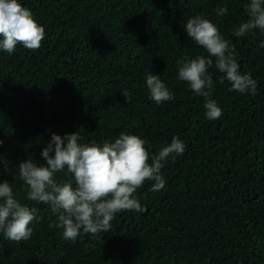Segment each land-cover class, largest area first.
<instances>
[{
	"label": "trees",
	"instance_id": "16d2710c",
	"mask_svg": "<svg viewBox=\"0 0 264 264\" xmlns=\"http://www.w3.org/2000/svg\"><path fill=\"white\" fill-rule=\"evenodd\" d=\"M20 2L46 37L34 52L0 51V183L39 209V223L19 244L0 234V264H264V33L232 34L247 20L249 0ZM225 6L228 14L217 17ZM196 15L217 24L236 46L241 73L257 80L256 95L241 94L210 68L211 98L222 109L211 121L205 99L177 78L178 60L207 56L184 28ZM150 71L174 100L150 99ZM76 132L82 143L134 134L153 154L173 137L186 148L164 163V189L151 191L146 182L137 190L144 212L119 213L109 232L73 243L50 227L57 218L47 205L24 198L18 173L28 159L46 164L41 152L53 133Z\"/></svg>",
	"mask_w": 264,
	"mask_h": 264
},
{
	"label": "clouds",
	"instance_id": "9594fccd",
	"mask_svg": "<svg viewBox=\"0 0 264 264\" xmlns=\"http://www.w3.org/2000/svg\"><path fill=\"white\" fill-rule=\"evenodd\" d=\"M247 20L234 27L238 38L264 33V0H249L245 5ZM228 7L217 9L216 16L228 14ZM185 31L207 56H187L177 61V78L185 82L195 95L205 99L206 118L215 120L222 109L212 99L214 80L209 69L221 73L219 82L228 81L230 91L256 95L257 80L251 73H241L236 46L226 39L216 23L196 15L187 19ZM46 37L44 26L38 23L33 12L20 0H0V51L12 55L18 46L30 51L42 47ZM264 47V42L261 44ZM146 88L150 99L157 105L174 100V93L151 71L146 74ZM122 94L127 102L131 95ZM78 132L63 137L53 133L41 152L46 161L38 165L32 159L19 164V179L25 187V199L47 205L57 220L50 227L63 229L65 240L75 243L85 235L98 239L101 233L112 228V221L122 212H144L136 193L146 182H152L151 191L165 188L161 174L164 163L172 156H181L186 145L179 137L153 154L146 140L134 134L120 133L114 141L82 143ZM2 144V141H0ZM71 176L58 180L57 174ZM75 184V186H73ZM39 209L21 202L13 185L0 183V234L3 239L15 242L31 239L34 223H39ZM94 248L95 245H92Z\"/></svg>",
	"mask_w": 264,
	"mask_h": 264
}]
</instances>
